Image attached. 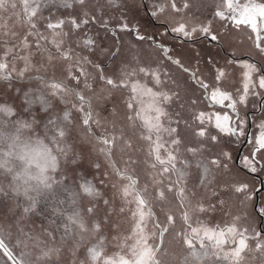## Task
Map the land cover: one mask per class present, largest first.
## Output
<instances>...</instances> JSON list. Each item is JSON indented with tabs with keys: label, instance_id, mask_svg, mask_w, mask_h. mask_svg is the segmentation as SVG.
Listing matches in <instances>:
<instances>
[{
	"label": "snow or ice",
	"instance_id": "1",
	"mask_svg": "<svg viewBox=\"0 0 264 264\" xmlns=\"http://www.w3.org/2000/svg\"><path fill=\"white\" fill-rule=\"evenodd\" d=\"M211 7L201 19L194 0H0V82L14 90L0 98L4 264H264V230L247 226L264 218V179H235L264 175V0ZM233 31L249 51L237 54ZM167 33L231 51L226 63L195 48L181 56ZM138 42L163 60L142 58ZM116 91L124 113L114 104L106 116ZM244 141L236 165L229 145ZM225 206L223 223L203 218Z\"/></svg>",
	"mask_w": 264,
	"mask_h": 264
},
{
	"label": "rangeland",
	"instance_id": "2",
	"mask_svg": "<svg viewBox=\"0 0 264 264\" xmlns=\"http://www.w3.org/2000/svg\"><path fill=\"white\" fill-rule=\"evenodd\" d=\"M138 2H139V0H138ZM144 2L147 4V3H150L151 0H144ZM217 2H218V0H194V3L199 5V10L197 11L194 8L193 11L196 12V15L199 16L201 19H204L205 17L211 19L212 18V11L214 10L213 7H211V6H214V4ZM47 14H48L47 11H45L44 15H47ZM141 14L143 15V13H141ZM116 15L118 16V13H116ZM11 22L12 21H10V23ZM142 24L144 26V29L147 30L148 34L155 35L157 39L161 38L159 35V32H163L164 30L162 28H160V26L158 24H156L154 21H151L148 16H143ZM218 25H219L218 21L213 22V27H218ZM91 27H92L93 34L99 33L100 43H102L104 45H110L113 43V38L110 35L105 36L104 31L102 29H100L98 25H92ZM158 29H159V31H157ZM17 30L21 31L22 28L18 27ZM118 34L120 36L121 41L124 42L122 44L123 49H127L128 45L126 42L130 39V37L124 33H118ZM232 35L234 36L233 47L237 49V54H239L240 52H243V51H249L250 50V42L247 40L245 33H239V32L233 31ZM163 40L166 44H168L170 47H172L177 54H179L181 56H183V54L186 51H188L190 48H195V49L202 51L203 53H205V55H203V57H202V59L204 61H207V59H208L207 53H211V55L216 56L218 59H221L222 63H226L227 57L225 56V53L231 51V49H228V48L222 49L219 46L209 44V42L207 40L203 39L202 37H197L196 39H194L192 41H182L181 39H174L173 34L167 33L163 37ZM138 49L140 51V55L142 56V58H144L146 60L150 59V58L155 59L157 57H159L161 60H163V57L159 53V51L150 47V44L148 42H138ZM163 62L166 66H168L170 68L171 72L174 75L181 77V73L179 72L178 69H176L174 66L170 65L168 61H163ZM105 64H106L105 70L108 72H111L114 68V65L112 64V62L106 61ZM229 73L230 74L228 76V81H229L228 86L230 87L231 82L233 81V75H235L236 78L239 77L240 69H239L238 65L233 64V65L229 66ZM182 78L187 79V76L183 75ZM5 92H7L9 95L14 94V90L9 89L7 83L0 82V98H3V94ZM126 95H127L126 92H120V91L114 92L113 93L114 99L110 100L106 103V105L104 106L105 110H104L103 114L106 116L109 115V113L112 111L113 105L115 104L116 115L122 116L124 113L123 100L126 98ZM257 115H259L258 112H257ZM251 116H252V113L249 112L250 122H251ZM240 145H241V143H237V142H233L231 145H229V147L232 150V154H233L234 158H236V156H237L238 148ZM246 152H247V145L245 146L242 154H245ZM140 155H141V158H143V153H141ZM100 162L102 165L105 163V161L103 160V157L100 158ZM232 163L235 164V159ZM238 165H239V162H238ZM101 170H103V168ZM2 179L3 178L0 177V180H2ZM235 179L247 180L249 183H253L255 181L257 183V188L259 189V181L264 179V175L257 176L255 174H250V173L246 174V172L244 170H242L239 173L235 174ZM143 182H144V177L142 175L141 176V184ZM189 183L191 184V181ZM254 199L257 202L259 201V194L258 193H257V195L254 196ZM238 204H239L238 201L233 200V207L231 208V210L234 213L238 210ZM228 211H229V207L225 206L223 211L217 210L216 212H209L203 218L206 220H210L213 224L223 223L224 220L227 219V217L224 216V212H228ZM194 219H195V217H194ZM260 223L262 225H260ZM120 225H121V232L126 234L127 231L130 229L129 220L127 218H122L120 220ZM259 225H260V227H259ZM247 226L249 227V230H251L252 228H255L256 231H259V229L264 230V218L253 219L252 221L248 222ZM6 242L9 243L11 246H14L15 237H13L11 239L6 238ZM110 246H111V242H110ZM15 251L18 254L19 249H15ZM82 256H83V252H81V258H82ZM5 260H6V257H4L2 255V253H0V264H4ZM9 264H10V262H9Z\"/></svg>",
	"mask_w": 264,
	"mask_h": 264
},
{
	"label": "flooded vegetation",
	"instance_id": "3",
	"mask_svg": "<svg viewBox=\"0 0 264 264\" xmlns=\"http://www.w3.org/2000/svg\"><path fill=\"white\" fill-rule=\"evenodd\" d=\"M174 67H175V66H174ZM249 122H250V119H249ZM249 130H251V128H250ZM246 145H247V142L244 141V143L241 144V145L239 146V148H238V153H237V156H236V158H235V164H236V165H238V162H239L240 156L242 155L243 150H244V148H245ZM236 160H237V162H236Z\"/></svg>",
	"mask_w": 264,
	"mask_h": 264
},
{
	"label": "water",
	"instance_id": "4",
	"mask_svg": "<svg viewBox=\"0 0 264 264\" xmlns=\"http://www.w3.org/2000/svg\"><path fill=\"white\" fill-rule=\"evenodd\" d=\"M236 162H237V160H236ZM257 195V194H256ZM260 225H262L261 223H260ZM260 225H259V227H260ZM259 231H262L261 229H259Z\"/></svg>",
	"mask_w": 264,
	"mask_h": 264
}]
</instances>
